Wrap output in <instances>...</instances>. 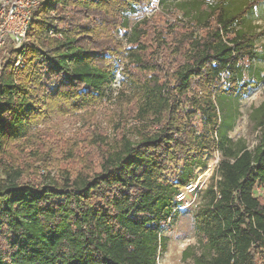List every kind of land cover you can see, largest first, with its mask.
<instances>
[{
  "label": "trees",
  "instance_id": "trees-1",
  "mask_svg": "<svg viewBox=\"0 0 264 264\" xmlns=\"http://www.w3.org/2000/svg\"><path fill=\"white\" fill-rule=\"evenodd\" d=\"M142 1L41 3L28 42L15 51L25 67L15 72L11 59L0 70V156L10 146L38 142L29 132L49 114L82 110L105 97L113 68L101 62L106 56L94 46L106 21L102 15L129 29L128 13L153 7L145 0L146 8L139 9ZM226 1L214 6L200 32L182 19L174 26L186 34L177 45L183 63L173 70L160 59L166 48L147 60L143 39L149 33L139 22L132 27L128 55L144 73L134 83L139 141L122 137L103 171L75 180L65 172L47 184H23L11 175L21 172L0 161L6 175L0 176V264H157L166 248L161 229L175 213L177 195L196 181L204 158L218 151L232 159L220 162L221 179L209 187L210 202L194 217L213 254L198 264H264V198L254 196V187L264 186V131L254 150L233 152L220 104L221 97L244 89L242 61L256 59V36L236 28L258 2L229 15ZM84 12L100 18L90 22ZM260 110L264 116V103ZM171 166H180L173 179L166 176Z\"/></svg>",
  "mask_w": 264,
  "mask_h": 264
},
{
  "label": "rangeland",
  "instance_id": "rangeland-1",
  "mask_svg": "<svg viewBox=\"0 0 264 264\" xmlns=\"http://www.w3.org/2000/svg\"><path fill=\"white\" fill-rule=\"evenodd\" d=\"M159 1L152 0L153 7L149 9L143 0L138 5L139 9L145 6L142 13H128L129 29L116 26L111 17L102 15L106 21L100 28L99 38L94 40V46L100 56H106L107 60L101 57V62L105 64L108 61L113 68V79L105 89V97L82 110L49 114L29 132L30 137L39 138L38 142L7 148L8 152L0 156V161L21 172L18 178L11 174L14 180L23 184H47L50 179L61 178L65 172L70 174V180H75L80 174L94 176L103 171L107 155L117 149L122 137L126 135L133 142L139 141L137 126L140 122L136 118L137 89L134 83L138 78H144V73L134 68L128 55L130 39H135L132 27L139 22L141 29L149 33L143 39L149 45L147 60H152L160 47L166 48L160 59H165V66L173 70L183 63L178 52L180 46L177 45L178 39L186 34L179 29L177 32L174 26L182 19L200 32L204 22L211 18L214 6L221 0ZM250 1L258 3L236 30L256 36L253 42L256 59L251 61L247 56L242 61L244 89L239 94L220 98L222 130L231 140L227 146L233 152L242 147L254 150L264 131V116L260 110L264 103V0H227L226 10L229 15L235 14ZM178 4L186 11L177 8ZM99 15L98 12H84L83 16L93 22L100 18ZM4 55H0V60ZM16 58L15 55L11 57L14 65ZM228 154L218 151L204 158V166L196 171L195 191H183L185 200L175 206L172 219L162 226L166 248L159 252L157 264H198V258L210 259L213 256L197 230L194 217L210 202L207 190L220 181L218 167L222 160L232 159ZM179 168L171 166L166 176L173 179ZM0 176L6 178L4 173Z\"/></svg>",
  "mask_w": 264,
  "mask_h": 264
},
{
  "label": "built area",
  "instance_id": "built-area-1",
  "mask_svg": "<svg viewBox=\"0 0 264 264\" xmlns=\"http://www.w3.org/2000/svg\"><path fill=\"white\" fill-rule=\"evenodd\" d=\"M44 0H0V70L6 65L13 55L16 63H13L15 72L22 70L25 66L23 55L16 54V50L24 47L28 42V31L31 22L34 19L35 10L43 3ZM194 183L185 187L184 190L194 192ZM182 190L176 197V201L181 204L186 193ZM263 192V194H261ZM254 196L264 198V186L257 184L254 187Z\"/></svg>",
  "mask_w": 264,
  "mask_h": 264
}]
</instances>
